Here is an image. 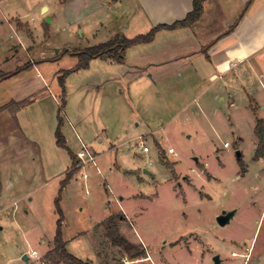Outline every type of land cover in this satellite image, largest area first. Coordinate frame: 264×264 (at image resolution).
I'll return each mask as SVG.
<instances>
[{"label":"rangeland","instance_id":"374dc122","mask_svg":"<svg viewBox=\"0 0 264 264\" xmlns=\"http://www.w3.org/2000/svg\"><path fill=\"white\" fill-rule=\"evenodd\" d=\"M2 10L16 12L24 23L11 19L19 27L29 25L36 67L23 65L22 72L38 73L48 88L26 93L12 87L18 77L0 82V105L25 96L15 110L0 112V264H26L23 255L31 249L44 255L51 248L58 197L66 249L91 264H153L151 258L157 264H214L216 254L223 264H264V159H253L257 139L247 85L237 81L225 90L221 80L207 88V80L194 82L190 69L173 66L150 86L145 71L129 86L134 72L126 59L94 57L76 69L71 50L152 28L135 0H0V15ZM0 28L7 37L14 34L6 23ZM188 33L160 30L125 54L152 68L153 60L189 52L196 42ZM28 57L21 51L18 61H0V71ZM67 69L59 112L58 77ZM58 116L65 147L56 143ZM139 137L146 151L138 148ZM85 147L98 155L95 163L76 159L60 191L72 167L68 150L82 153ZM231 209L230 221L219 225L216 217ZM110 214L148 259L133 262L110 243L100 222Z\"/></svg>","mask_w":264,"mask_h":264},{"label":"crops","instance_id":"0c3cea01","mask_svg":"<svg viewBox=\"0 0 264 264\" xmlns=\"http://www.w3.org/2000/svg\"><path fill=\"white\" fill-rule=\"evenodd\" d=\"M192 2L193 0H135L142 17L147 19L151 27L162 23L170 24L184 18L192 9ZM13 14L17 13L1 11L0 24L4 25L6 23L14 34L7 37L3 34L1 26L0 61L1 63L18 61V54L21 51L29 56V60L24 64H16L14 68L4 71L9 74L0 79V82L9 77H18L12 87L20 88L21 91L26 93L36 89L40 90L39 88L43 86L48 88L45 80L39 79L41 76L39 77L38 73L35 76L32 73L25 74L22 72L24 67H27V69H35L34 67H36V60L30 58L32 50L29 49L32 48L33 34L27 23L25 24L27 27L24 28V25H22V28L19 27L16 24V20L11 18L17 17L20 21L21 19L18 15L13 16ZM176 30H188L191 33L190 36L195 39L196 43L190 47L189 52L171 54L167 59L153 60L151 61L152 65H154L152 68L142 64L140 61L130 60L125 54L126 66L129 70L131 69L130 71L134 72L127 80L128 85L136 84L137 80L143 77L145 71L147 73L146 78L149 81H145L144 84L150 86V82L151 84L155 82L154 77L161 78L164 72L170 73L173 66L190 69L195 74V77H193L194 82L207 80L209 82L207 88L218 84L222 80V84L227 90V87L232 88L235 82L240 81V83L247 85L249 88L246 95L251 96L249 98V107L250 109L252 107L251 114L254 119V131L256 119L264 118V115L260 114V105L261 109L264 110V97L261 95V91H264V0H206L203 5L202 15L197 22L189 27L174 29V31ZM26 71L28 72L29 70ZM256 84H258V87H256ZM48 93L50 94L49 89ZM23 97L25 96L16 98L15 102L23 100ZM230 104L233 105V102ZM29 152L34 154L32 150ZM73 153L77 156V161H80V155H84V152L80 153V151ZM94 156L96 159L98 155ZM32 158L36 159V156ZM73 168L74 166L69 167L67 171ZM204 170L206 169L204 168ZM122 214L121 219L127 220L126 215ZM137 242L142 243L139 240ZM232 252L236 253L237 251L233 250ZM148 258L149 256L146 254V256L133 259L132 261L146 260ZM149 260H152L153 264H157L153 258Z\"/></svg>","mask_w":264,"mask_h":264},{"label":"trees","instance_id":"16d2710c","mask_svg":"<svg viewBox=\"0 0 264 264\" xmlns=\"http://www.w3.org/2000/svg\"><path fill=\"white\" fill-rule=\"evenodd\" d=\"M206 0H193L192 9L185 15L184 18L176 20L170 24L162 23L153 26L147 33L138 34L134 37L128 38L125 36H115L107 41L99 42L95 45L87 46L84 48H75L71 50V54L77 56V63L75 68L86 67L90 59L94 57H101L110 59L111 61L123 62L125 58V50L127 47L140 44L148 43L152 41L155 34L160 30H173L178 27H189L192 26L201 17L203 12V5ZM47 30V28H46ZM26 66V65H25ZM74 69V68H72ZM71 71L70 69L64 70L58 77V83L61 88L60 101H59V112L65 104V91H64V80L63 77L66 73ZM16 73V72H15ZM9 73L0 71V79L7 76ZM21 102L11 101L0 106V111L2 110H15L20 106ZM13 106V108H11ZM62 123V119L58 116V126L55 131L56 143L65 147V139L59 130V126ZM254 134L257 138V145L255 147L253 159L257 160L260 158L264 159V118H257L254 126ZM69 155L73 159L72 166L76 163L77 156L68 150ZM239 163L241 164V159L239 158ZM167 164V163H166ZM173 171V167L166 165ZM199 167L203 170L204 166L199 164ZM75 168L67 171L65 173L64 179L60 183V191L68 184L69 180L72 178V174ZM246 169L242 165L240 172L244 174ZM58 199L56 200L57 211L59 218L57 219L56 230L51 241V248L44 254L46 259V264H59L63 262L65 264H91L89 261H85L77 258L73 254L69 253L66 249V241L62 238L61 224L63 220L62 212L58 206ZM117 214H110L105 219L101 221L104 226V234L109 239L113 246L120 247L125 253H127L131 259L141 258L146 255L145 248L134 242H130L123 234L119 232L118 225L116 222Z\"/></svg>","mask_w":264,"mask_h":264},{"label":"built area","instance_id":"2783aa9c","mask_svg":"<svg viewBox=\"0 0 264 264\" xmlns=\"http://www.w3.org/2000/svg\"><path fill=\"white\" fill-rule=\"evenodd\" d=\"M223 146L224 147H229V143L228 142H224ZM138 148L141 151H146L147 150V147L145 145V141L141 137L138 138ZM83 152L86 155V159L85 158L83 159L82 156L80 155V160H81V163H82L81 165H84L85 163L89 164L90 162L91 163H95L94 162L95 161V156L90 150H88L85 147ZM168 152L169 153H174L172 148H169ZM82 178L86 179V174H83ZM232 255L235 256L236 253L232 252ZM25 256H26V260H24V261H25L26 264H30L31 262H34L35 264H46L45 256L44 255H39V253H38V251L36 249H31L27 254H25ZM9 264H12V262H10Z\"/></svg>","mask_w":264,"mask_h":264},{"label":"water","instance_id":"95a60500","mask_svg":"<svg viewBox=\"0 0 264 264\" xmlns=\"http://www.w3.org/2000/svg\"><path fill=\"white\" fill-rule=\"evenodd\" d=\"M46 10H47V7L43 6L42 11H46ZM47 21L50 22L51 19L48 17ZM236 155H237L238 158L240 157L241 153H240L239 150L236 151ZM195 160H197V159L195 158ZM234 213H235V210H232V209L231 210H223L222 213L219 214L216 217L217 223L219 225H221V226L226 225L230 221V219L232 218ZM0 229H1V227H0ZM23 260H26V256L25 255L23 256ZM213 262H214V264H223L221 259H220V255L219 254H216V255L213 256Z\"/></svg>","mask_w":264,"mask_h":264}]
</instances>
